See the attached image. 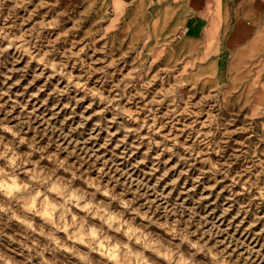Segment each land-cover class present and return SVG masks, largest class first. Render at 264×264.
<instances>
[{
    "label": "rangeland",
    "instance_id": "374dc122",
    "mask_svg": "<svg viewBox=\"0 0 264 264\" xmlns=\"http://www.w3.org/2000/svg\"><path fill=\"white\" fill-rule=\"evenodd\" d=\"M128 10L0 0V264H264L262 55Z\"/></svg>",
    "mask_w": 264,
    "mask_h": 264
},
{
    "label": "crops",
    "instance_id": "0c3cea01",
    "mask_svg": "<svg viewBox=\"0 0 264 264\" xmlns=\"http://www.w3.org/2000/svg\"><path fill=\"white\" fill-rule=\"evenodd\" d=\"M129 7L134 30L158 35L173 26L185 27L189 39L204 44V59H211L212 33L222 34L229 52L251 48L264 62V0H113ZM169 29H165V27ZM140 27V28H138ZM245 63H257L255 58ZM259 60V58H258Z\"/></svg>",
    "mask_w": 264,
    "mask_h": 264
},
{
    "label": "built area",
    "instance_id": "2783aa9c",
    "mask_svg": "<svg viewBox=\"0 0 264 264\" xmlns=\"http://www.w3.org/2000/svg\"><path fill=\"white\" fill-rule=\"evenodd\" d=\"M186 34H187V29L185 27H181L178 30L176 37L180 39V38L184 37Z\"/></svg>",
    "mask_w": 264,
    "mask_h": 264
},
{
    "label": "bare ground",
    "instance_id": "6f19581e",
    "mask_svg": "<svg viewBox=\"0 0 264 264\" xmlns=\"http://www.w3.org/2000/svg\"><path fill=\"white\" fill-rule=\"evenodd\" d=\"M170 32H171V31H170ZM171 36H172V35H171ZM172 38H174V37H172ZM172 38H171V39H172ZM166 41H167V40H166ZM170 41H171V40H170ZM177 42H178V41H177ZM177 42H176V43H177Z\"/></svg>",
    "mask_w": 264,
    "mask_h": 264
}]
</instances>
